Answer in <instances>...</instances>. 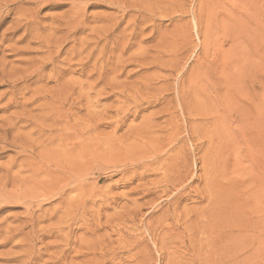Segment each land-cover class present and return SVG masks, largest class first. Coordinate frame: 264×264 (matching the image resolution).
I'll return each instance as SVG.
<instances>
[{
  "label": "rangeland",
  "instance_id": "374dc122",
  "mask_svg": "<svg viewBox=\"0 0 264 264\" xmlns=\"http://www.w3.org/2000/svg\"><path fill=\"white\" fill-rule=\"evenodd\" d=\"M0 264H264V0H0Z\"/></svg>",
  "mask_w": 264,
  "mask_h": 264
},
{
  "label": "bare ground",
  "instance_id": "6f19581e",
  "mask_svg": "<svg viewBox=\"0 0 264 264\" xmlns=\"http://www.w3.org/2000/svg\"><path fill=\"white\" fill-rule=\"evenodd\" d=\"M42 1V0H41ZM37 2H38V0H37ZM12 79V78H11ZM15 84V83H14ZM13 84V85H14ZM14 103V102H13ZM10 145L12 146V147H16V142L13 140L11 143H10ZM62 192V191H61Z\"/></svg>",
  "mask_w": 264,
  "mask_h": 264
}]
</instances>
